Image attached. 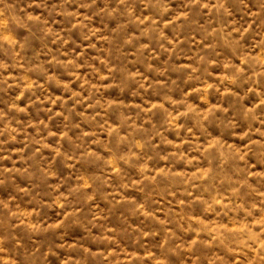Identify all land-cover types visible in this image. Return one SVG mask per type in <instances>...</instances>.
<instances>
[{
    "label": "clouds",
    "instance_id": "obj_1",
    "mask_svg": "<svg viewBox=\"0 0 264 264\" xmlns=\"http://www.w3.org/2000/svg\"><path fill=\"white\" fill-rule=\"evenodd\" d=\"M9 89L0 264H264V0H0Z\"/></svg>",
    "mask_w": 264,
    "mask_h": 264
},
{
    "label": "rangeland",
    "instance_id": "obj_2",
    "mask_svg": "<svg viewBox=\"0 0 264 264\" xmlns=\"http://www.w3.org/2000/svg\"><path fill=\"white\" fill-rule=\"evenodd\" d=\"M94 54V53H92ZM183 63L187 64V61L184 60L182 61ZM17 93L13 89H9L6 92H0V108L4 107L5 102L9 99V97L16 95ZM57 95H59L57 93ZM109 99H113L109 97ZM113 102H115L113 100ZM153 103H156L153 101ZM23 107V105H20ZM110 127L112 126V122L109 121ZM55 130V129H54ZM9 147L12 148L13 152L20 150L22 147L21 145H9ZM7 167H11L10 164L5 165ZM85 169L90 167L88 163H85ZM16 182H20V177H16ZM12 190V184L10 182H6L4 185L0 186V195H5L6 193L10 192ZM241 198L244 200H251L254 198L255 194L251 192L250 190L247 189H242L241 190ZM116 198L117 200H122V201H138L141 199V194L139 190L137 189H132L129 188L125 192H119L117 191L116 193ZM100 207L103 209L105 207V203L102 202L100 204ZM30 211V209H28ZM126 218V220L124 219ZM122 220L131 225L139 224L141 221H143V217L135 213L130 205L124 204V205H119L115 207L112 211V216L110 217V222L116 227H122ZM79 235V230L76 226H72L68 229V236L66 239L68 240L69 243H73ZM192 239H196V237H190V241ZM123 242V241H122ZM131 251V249H129ZM171 264H182V257L179 255H172L169 257Z\"/></svg>",
    "mask_w": 264,
    "mask_h": 264
}]
</instances>
